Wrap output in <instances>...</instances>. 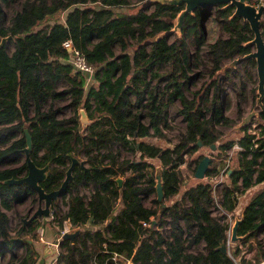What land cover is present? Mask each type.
I'll use <instances>...</instances> for the list:
<instances>
[{
  "label": "trees",
  "instance_id": "16d2710c",
  "mask_svg": "<svg viewBox=\"0 0 264 264\" xmlns=\"http://www.w3.org/2000/svg\"><path fill=\"white\" fill-rule=\"evenodd\" d=\"M142 1L0 0V256L10 253L9 264H36L38 260L33 243L12 240L15 236L10 234L7 212L29 199L38 201L26 183L5 182L27 173L26 161L15 165L20 163L17 154L26 147L25 128L31 138L29 156L39 167L48 165L46 176L40 181L45 191L60 185L70 155L83 156L87 167L74 165L73 180L61 196L68 198L66 210L54 218L59 227L66 219L79 227L73 239L60 240L57 264H103L111 252L131 257L137 264H237L238 251L229 254L218 249L222 243L226 245L229 226L221 215L213 214L210 182L198 181L188 186L180 200L163 208L155 197V207L145 205L143 199L155 193L154 167L147 175L151 166L148 162L119 160L115 148L139 152L142 158L158 157L164 198L176 194L182 182L180 166L186 161L185 155L197 150L198 141L209 147L216 143L222 135L218 124H236L223 112L230 104L223 89L227 73L218 71L225 60L251 51L243 43L253 34L246 21L232 15L231 6L197 7L186 14L179 38L171 34L144 44L146 38L171 28L172 19L183 5L155 3L130 13L116 10ZM12 4L19 7L9 15L5 5ZM61 13L63 19L54 17ZM45 20L49 23L41 26ZM208 23L219 27L211 41L207 40ZM261 32L264 39V23ZM9 35L12 37L2 42ZM65 39H70L93 66L91 73L74 67L70 52L61 44ZM201 50L212 63L211 79L203 93L188 97L183 87H189L198 73H186L197 66ZM166 64L172 66L171 70L158 72ZM176 69L183 80H177ZM86 79L90 80L88 86ZM154 79L156 82L152 83ZM157 82L165 83L164 91ZM59 84L63 87L58 88ZM237 95L241 117L243 94L237 90ZM252 95L254 98V92ZM60 99L67 102L59 105ZM174 100H178L177 113L185 122V131L178 141L171 147H161L143 140L149 136L165 137L168 105ZM78 106L91 121L84 127ZM68 107L76 112L62 116ZM260 116L264 118V111ZM257 128L258 132H251L250 125L245 126L239 138L216 146L220 153L234 144L241 147L237 166L229 173L231 185L222 192L225 209H234L237 192L263 184L245 205L244 219L238 227L239 234H248L239 242L243 244L264 228V126ZM18 131L22 136L11 141ZM210 164L205 175L218 171L217 166ZM195 168L196 165L193 171ZM121 175L118 185L116 178ZM145 175L146 185L141 182ZM81 186L90 188L88 195L79 191ZM55 203L52 207H58ZM55 211L52 215L57 214ZM157 213L160 218L155 225H143ZM36 224L37 219L21 222L16 237L32 232L33 235ZM86 224L89 225L85 227ZM200 243L203 249L190 250ZM19 248L22 253L16 251ZM254 259V264L263 260L264 251Z\"/></svg>",
  "mask_w": 264,
  "mask_h": 264
},
{
  "label": "rangeland",
  "instance_id": "374dc122",
  "mask_svg": "<svg viewBox=\"0 0 264 264\" xmlns=\"http://www.w3.org/2000/svg\"><path fill=\"white\" fill-rule=\"evenodd\" d=\"M140 4L138 3L136 5L130 4L126 6H120L117 7V11L125 12V13H130V12H135L137 9L140 8ZM252 4L254 5H260L264 4V0H252ZM19 6L17 5H5L6 10L8 11L9 15H11L16 8ZM213 8V7H212ZM151 9V8H150ZM60 15V16H59ZM55 15L54 17L61 18L63 19V13ZM53 17V18H54ZM49 21L45 20L43 21L40 25L45 26L48 24ZM262 23H264V14L262 16ZM208 28L210 29V37L207 39L208 41L213 40V37L217 36L219 33V27L218 25L208 23ZM175 34V33H173ZM171 36V35H170ZM176 36L179 38L180 35L176 34ZM5 41H8L9 39L6 38L4 39ZM4 41V42H5ZM193 50V47H191ZM254 49V46L251 47V50ZM118 50V47L116 48V51ZM241 56V55H238ZM252 60L253 62H250ZM197 66H193L190 70L187 71L186 74L192 75L194 72L198 73L197 78L189 84V87H183L184 94H186L188 97H193L195 92H198L200 95L203 93V90L207 83L210 81V70L212 63L208 57V55L205 53V50L199 51V54L197 56ZM230 62V60H225L223 64ZM255 61L253 59H244L241 62H238L234 68L227 69L224 72L223 71H218V74H223L227 73V76L224 77L223 82V89L224 93L226 95V99L229 100L228 107L224 109V114L228 116L229 118H232L236 123L240 121L241 117L246 115L252 108L255 107V97H256V84H257V75H256V69H255ZM170 65H162L158 70V72H167L171 70ZM229 70H232L231 72ZM227 71V72H226ZM177 80H183V76H181V73L179 70L176 69L175 71ZM156 80H152V83H155ZM90 83V80L86 79V86H88ZM157 85H159V89L161 91H164L165 89V83L164 82H157ZM63 86L61 84L58 85V88H62ZM237 90L241 91L243 96L240 98L241 99V104H240V109H241V117H238V112H237V100L240 95H237ZM254 90V91H252ZM252 92H254L255 97L253 98ZM67 102V99H60L57 101L59 105H64ZM180 104L178 100H174L173 103L168 105V116H169V127L165 128L163 130V133L165 137L158 138L156 136H149V137H144L142 138L146 142L161 146V147H171L173 146L174 143H176L180 137V135L185 131V122L183 121L182 117L180 114L177 113V110L179 108ZM77 112L80 114V109L81 107H77ZM76 111L72 107L65 108L62 112V116H71L74 114ZM80 117V116H79ZM235 125V124H234ZM250 125V131L253 132L254 130L258 132L257 125H263L264 126V118L259 116L258 118L253 117L252 122L249 124ZM231 125H223V124H218L217 128L222 132L221 136H224L222 140H218L216 143H214L215 148L212 149L209 146H199L196 151H194L192 154H187L185 155V163H183L180 166V172H181V177H182V182L179 191L176 194L171 195L168 198H164L163 201L165 204H169L172 201L175 200H180V198L183 195V191L190 185L201 181V182H210L212 185V196L214 199V206L212 207L213 214L215 216L221 215L223 217V222L226 223L229 226V229L227 230V240H226V252L231 254L233 252H237V255L235 257V261L237 264H245L248 262H252L254 264L255 262V255L259 254L260 251H264V228L256 233L255 236L252 238H249L246 243H239L243 240L240 241H235L232 242L230 240V227L234 222L235 217H239L241 214V211L243 207L247 204V202L254 196L256 195L262 188L263 184L262 183H256L249 188H247L244 191L237 192L236 193V203L234 209L231 211H228L227 209L224 208L222 205V192L224 189L228 186L231 185L230 183V178H229V170L231 168L237 166V158H238V151L235 147V144L230 147V149H227L226 151H222L221 153L219 152V149L216 148L217 144L219 142H223L225 140H236L242 135V129L236 131L232 130ZM229 132V133H228ZM228 133V134H227ZM22 136V132L18 131L16 132L15 135L11 137V141L18 139ZM220 138V137H219ZM115 150L118 152L116 153V158L121 160V159H143L146 162H148L151 166L148 167L147 170V175H149L153 171L154 167V172L156 166H161V162L158 157H141L139 155V152H133L125 148H119L116 147ZM204 156H208L210 158L209 164L212 166H217L218 171L214 174L210 175H204V177L198 179L194 177V171L193 168L201 158ZM78 159L83 160V156H76ZM17 158L20 159V163H16L15 165H19L21 163H24L26 161V152L23 150L17 154ZM129 173V171L127 172ZM147 175L143 177L141 182L143 184H148L147 183ZM154 175V173H153ZM123 175L120 176L122 178ZM79 191L83 195H88L90 188L81 186L78 188ZM37 196V195H36ZM153 197L156 198V194L154 193L153 195H150L146 198L143 199V204L153 206L155 207V204L152 202ZM67 197H60L56 201V207L57 209V214L56 215H49V217H38L37 218V224H36V229L34 234L30 233L29 235H26L22 238V241H28L29 243L35 244L37 241L40 240V232L45 228V227H52V230L54 231L55 228L54 226L56 224V220L54 219L55 217L58 219L60 216H62L65 212L66 209V201ZM119 204V201L116 202V206ZM38 206V201L37 202H32L31 199L27 200L24 204H16L12 209H9L7 212L10 217V234L12 236L16 237V230L20 227L21 222L24 221V219H27L37 208ZM56 213V212H55ZM28 215V216H27ZM155 217H152L151 221L154 220ZM29 222V221H28ZM26 222V224L28 223ZM25 223V222H24ZM35 225V224H34ZM155 225V224H154ZM71 228V227H70ZM76 229H70V232H73ZM59 232V230H58ZM55 238L58 236V233L52 235ZM248 236V235H247ZM18 237V236H17ZM43 237V236H42ZM46 239V238H45ZM57 239V238H56ZM61 240V238H60ZM40 242V241H39ZM43 244V246L46 247V244L44 242H40ZM55 243V242H53ZM239 243V244H237ZM52 248H55L54 244H51ZM203 249V244L199 245H194L190 250L191 251H197L199 249ZM39 251L38 252V259L42 257L43 249L41 247H38ZM49 251V249H46L45 252ZM18 253H22L23 249H17L16 250ZM61 250L58 249V252ZM51 263L52 264H57L56 260H53L57 258V255L54 253H51ZM10 261V253H3L0 256V264H9ZM49 262V263H50ZM257 264H264V259L261 260Z\"/></svg>",
  "mask_w": 264,
  "mask_h": 264
},
{
  "label": "water",
  "instance_id": "95a60500",
  "mask_svg": "<svg viewBox=\"0 0 264 264\" xmlns=\"http://www.w3.org/2000/svg\"><path fill=\"white\" fill-rule=\"evenodd\" d=\"M155 3L167 4V5H183V7L176 13L174 18L172 19V26L168 30H161L154 34L151 37L146 38L142 43L150 44L154 41H157L159 38L168 37L171 34L175 33L181 35V27L183 20L187 13L193 12L197 7L199 8H212L215 6H231L233 7L232 15L240 17L243 21H246L251 29L253 34L252 38L243 43L244 46L252 47L254 49L243 54L242 56H237L230 60V62L225 63L220 68V71H225L227 69L234 68L238 62L243 61L244 59H253L255 61V69L257 75V84H256V97H255V107L252 108L246 115L241 117L240 121H238L235 125H233L232 130H240L245 126H248L252 122V118H258L260 114L264 111V39L261 32L262 25V16L264 14V4L254 5L248 0H144L140 4V8H147ZM12 36L9 35L2 39L4 42L6 38L10 39ZM93 78V74L91 75ZM79 120L84 127L86 124L91 121L87 118V115L84 109H80V117ZM26 131V147L24 151L26 152V166L27 173L26 175L20 178H10L5 182L8 184H21L26 183L32 190L35 191L38 199V206L34 210V212L27 218L24 219V222L31 221L33 219H37L38 217H49L50 215V206L52 203L60 198L63 194H65L67 190L68 184L73 180L72 169L75 164H79L81 167L87 169L85 166L84 160H80L75 156L70 155L71 161L68 168L65 171V176L61 181L60 185L51 191H45L40 185V181H42L47 172L48 165L45 164L42 167H39L35 164V162L29 156V149L31 145L30 135L25 128ZM229 133V132H228ZM227 133V134H228ZM224 136H220L219 140H222ZM198 145L201 146V143L198 141ZM210 148L214 149L215 145L211 144ZM210 158L208 156H204L199 160L196 165L194 171L195 178H202L205 175V172L209 166ZM231 170H229L230 173ZM162 167L156 166L154 172V188L156 194V200L160 202L161 207H165L166 204L163 201L164 199V191L162 184ZM118 185L121 184L122 179L120 177L116 178ZM244 209L243 207L241 214L239 217H235L233 224L230 227V240L232 242L243 240L247 237V233L239 234L238 227L240 223L244 219ZM160 218V213L156 214L154 220L151 221V226H153L156 221ZM78 230L73 232H66L62 234L61 239H73L77 234ZM12 240L22 241V238L15 237ZM218 249H220L223 253H226V245L222 243ZM51 252L55 251L54 248L50 250ZM48 253V252H46ZM41 261H43L41 259Z\"/></svg>",
  "mask_w": 264,
  "mask_h": 264
},
{
  "label": "built area",
  "instance_id": "2783aa9c",
  "mask_svg": "<svg viewBox=\"0 0 264 264\" xmlns=\"http://www.w3.org/2000/svg\"><path fill=\"white\" fill-rule=\"evenodd\" d=\"M61 44L63 47L66 48V50L68 52H70V61L76 69L81 70L83 72H87V73H91L93 71V66L86 61V58L78 49L74 48L72 41L70 39L63 40ZM235 147L239 150L241 149V147L237 144H235ZM54 210L57 211L56 207H54V206L52 207V205H51L50 206L51 217H52V213ZM152 217H154V216H152ZM152 217L150 219H152ZM64 223H66L67 225ZM143 225L144 226H151V222L150 223L149 222L148 223L143 222ZM76 228H79V227L71 225V223L67 219L63 221V225H62V228L60 231V235H59L58 239L55 241V243H53L55 246V248H54L55 249V255H57V257L60 253V252H58V249H60L59 242H60V238H62V234L66 233V232H70V229L73 230ZM103 264H137V263L134 262L131 257H125L124 255L119 254L117 252H111V254L107 257L106 261Z\"/></svg>",
  "mask_w": 264,
  "mask_h": 264
},
{
  "label": "crops",
  "instance_id": "0c3cea01",
  "mask_svg": "<svg viewBox=\"0 0 264 264\" xmlns=\"http://www.w3.org/2000/svg\"><path fill=\"white\" fill-rule=\"evenodd\" d=\"M39 219V218H38ZM44 219H46V217H44ZM64 224H66V223H64ZM67 225V224H66ZM89 224H86L85 225V227L86 226H88ZM54 228H55V230L53 231L52 230V227L51 226H49L48 228L47 227H45L41 232H40V242H44L45 244H46V247L45 246H43V244H41L39 241H37L35 244H34V247H35V249H36V251H39V249H38V247H41L43 250V253H42V257L41 258H39L38 260H37V262H36V264H52L50 261H51V259H52V257L51 256H48V254L50 255L51 253H54L55 251H53V252H51L50 250L52 249V247H51V244H53V242H55L57 239H58V237H59V235H60V231H61V228L62 227H59V226H54ZM57 229L59 230V232L57 231ZM56 233H58V236L55 238V240H54V237L52 236L53 234H56ZM43 236V237H42ZM46 238V239H45ZM34 243V242H33ZM46 249H49V251L47 250V252L48 253H46L45 251H46ZM55 258V257H54ZM53 258V260H56V259H54ZM41 259L43 260V261H41ZM50 262V263H49Z\"/></svg>",
  "mask_w": 264,
  "mask_h": 264
}]
</instances>
